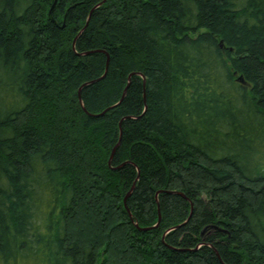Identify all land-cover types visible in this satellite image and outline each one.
<instances>
[{"label": "trees", "instance_id": "trees-1", "mask_svg": "<svg viewBox=\"0 0 264 264\" xmlns=\"http://www.w3.org/2000/svg\"><path fill=\"white\" fill-rule=\"evenodd\" d=\"M0 264H264V0H0Z\"/></svg>", "mask_w": 264, "mask_h": 264}, {"label": "water", "instance_id": "water-1", "mask_svg": "<svg viewBox=\"0 0 264 264\" xmlns=\"http://www.w3.org/2000/svg\"><path fill=\"white\" fill-rule=\"evenodd\" d=\"M53 7H54V5H53ZM53 7H52V9H53ZM51 9V10H52ZM51 13V12H50ZM81 101V100H80ZM81 104H82V106H83V103H82V101H81ZM83 108H84V106H83ZM85 109V108H84ZM125 206H126V204H125ZM129 214L131 215V213L129 212ZM160 220H161V216L159 215V222H160ZM181 225H183V224H180V225H177V226H175V227H173V228H178V227H180ZM155 226H158V225H155ZM140 230H147L148 229V227H145V228H139Z\"/></svg>", "mask_w": 264, "mask_h": 264}, {"label": "rangeland", "instance_id": "rangeland-1", "mask_svg": "<svg viewBox=\"0 0 264 264\" xmlns=\"http://www.w3.org/2000/svg\"><path fill=\"white\" fill-rule=\"evenodd\" d=\"M159 223H160V222H159V219H158V221H157V223H156L155 225H159ZM134 224L136 225V227H138V228H142V227L139 226V224H138L137 222H135Z\"/></svg>", "mask_w": 264, "mask_h": 264}]
</instances>
